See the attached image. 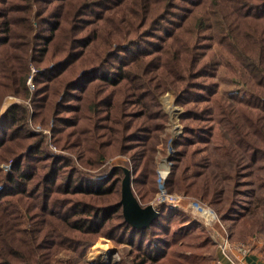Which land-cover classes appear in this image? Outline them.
Returning a JSON list of instances; mask_svg holds the SVG:
<instances>
[{"label": "trees", "instance_id": "1", "mask_svg": "<svg viewBox=\"0 0 264 264\" xmlns=\"http://www.w3.org/2000/svg\"><path fill=\"white\" fill-rule=\"evenodd\" d=\"M169 90L187 148L168 189L211 207L230 239L257 235L258 204L241 213L239 198L264 186V0H0V264H92L101 237L130 247L116 264H206L199 221L158 204L138 229L119 202L123 167L142 205L156 191Z\"/></svg>", "mask_w": 264, "mask_h": 264}, {"label": "rangeland", "instance_id": "2", "mask_svg": "<svg viewBox=\"0 0 264 264\" xmlns=\"http://www.w3.org/2000/svg\"><path fill=\"white\" fill-rule=\"evenodd\" d=\"M224 72H225V68L223 66H220L218 68L217 75H216V80L218 81V84H219V88L218 89H219L220 92H223L224 90L232 87V85H233V83L230 82L227 79V76L225 75ZM30 79L31 78H28L27 82H28V87L31 89L32 88V83H31ZM235 79H236V77H235ZM198 95H199V97H201L203 95V93L198 94ZM158 99H159V102L161 104L162 110L166 114V121L164 123V128H163L162 132L160 133V142L157 145L156 154H155V158H154V164H153V168H152L154 173H155L156 191L153 194L152 198L148 201V203H151V204L152 203L156 204L155 197H156L157 192H158L157 178H158L159 162L163 158H166V157L171 155L172 158H173V164H172L171 170H170V173H171V171L173 170V168L175 166V163H176L177 150H183V149L187 148V146H185L186 142L184 140H183L184 145L182 144V145H180L177 148L175 146V143L173 142V139L176 137L175 133H176V129L177 128H182V134H183V125H182V122H180L179 119H180L182 113L184 112V107L181 104H178L175 101V94L172 91H170V90L164 92L163 94H161ZM14 100H15L14 97H11V96L7 97L5 99V101H4L3 107H5L6 105L10 104ZM204 107H205L204 103L200 102V103H198L197 107L195 109H193V110L198 111L199 112L198 115L202 116V118L196 119V120H198V122H196L195 125L198 126V127H203V128L206 129L210 125V122L207 121L206 119H204V117H205V112H204L205 108ZM36 126L38 127V125H36ZM45 133H49L48 130ZM204 133H205V131H204V129H202V130L198 131L197 135L200 138V137H202L204 135ZM180 136L178 135L177 137L179 138ZM189 137H191V135H189ZM206 147L210 148V144H207ZM51 148L53 150H55V151L57 149L54 145H51ZM126 160H127L126 156L118 155V156L108 157L107 160H106V163L108 164V166L123 165V163ZM3 167H6V166L4 165ZM170 173L168 175H170ZM168 175L166 176V178L164 180V183H165L164 185H165L166 190L169 193L182 195L183 196L182 201H181L182 205L186 204L189 200L194 199V198H192L190 196H185V195H183L180 192L178 193L176 191H170L168 189V186L166 185V179H167ZM241 181H244V180H241ZM228 182L230 183V181H228ZM228 182L226 183L227 185H228ZM226 184H224L225 190H227V185ZM257 184H258V180L255 177V182L253 183L252 186L257 187ZM238 189L242 193L241 189L244 190L243 185L238 186ZM255 190H256V193L254 194V196L252 198H246L244 196L241 197L242 198L241 200L239 198L240 204H242L241 205V209H242V207H245V205L250 207L251 204H258L259 217H263V219H264V198H263L264 197V186H262L261 189L256 188ZM222 199L224 201H227V199H225V198H222ZM242 211H245V210L242 209L241 213H242ZM237 226L238 225H235L234 228H233V230H234L233 234H235L234 236L238 235L240 233V231H241L240 228H238L235 231ZM216 230H218V226H217ZM253 232L252 231H247V230L244 229L241 233L243 234L245 240H240V241L246 242V243H248L250 245H252L251 243H255L257 241H260V242H262L264 244V227L261 229L260 232H258L257 235H256V233L252 234ZM240 236L241 235H238V239H240ZM106 240H107L106 238L101 237V238H99L96 241V243H99V244H101L104 247V243H106L108 241V240L107 241ZM97 247L95 245V247L91 246L88 249L87 253L84 256L85 260L88 259V257L96 259L95 256L97 255V250H96ZM118 248H120V249L117 250V248L115 249V248L111 247L110 252H108V253H110V258H108L105 263H101V264H115V261H117L116 260V254L117 253H118L119 256H122V255L125 256V254L127 253V248L128 247L127 246H121V247H118ZM106 249H108V248H106ZM100 253H102V251ZM86 261H88V260H86ZM88 262H90V261H88Z\"/></svg>", "mask_w": 264, "mask_h": 264}, {"label": "built area", "instance_id": "3", "mask_svg": "<svg viewBox=\"0 0 264 264\" xmlns=\"http://www.w3.org/2000/svg\"><path fill=\"white\" fill-rule=\"evenodd\" d=\"M181 134L182 128H177L175 133L176 137L173 139V142L177 136H180ZM172 164L173 158L171 155L163 158L159 162L157 178L158 192L155 197L156 204L152 203V205H155L154 207H156L158 204H165L169 207H177L193 219L199 221L205 227L210 239L216 244L220 252L227 257L233 253L239 254L240 256L246 255L251 250V245L239 240L234 241L229 238L226 232L222 233L220 230H216V225H219L222 228L224 227L211 207L196 199L189 200L186 204L182 205V195L172 194L166 190L164 180L170 173ZM214 264L222 263L216 259Z\"/></svg>", "mask_w": 264, "mask_h": 264}, {"label": "crops", "instance_id": "4", "mask_svg": "<svg viewBox=\"0 0 264 264\" xmlns=\"http://www.w3.org/2000/svg\"><path fill=\"white\" fill-rule=\"evenodd\" d=\"M220 230L222 233L225 232V229L220 227L219 225L215 226V229ZM224 227V226H223ZM107 241V240H106ZM212 241V240H211ZM213 242V241H212ZM215 245L214 250H205V248H201L199 250L200 253H202V257L205 258L206 264H214V261L218 259L222 264H264V244L260 241H257L255 243H251V250L244 256H240L239 254H230L228 257L220 252V250L217 248L216 244L213 242ZM96 245V250H97V255L95 256L96 259L88 257V261L92 264H101L105 263L108 258H110V250L111 247L117 248L119 250L120 248L114 246L109 240L104 243V247L96 243L93 246L95 247ZM100 245V246H99ZM111 246V247H110ZM121 246H127V245H121ZM120 246V247H121ZM127 252H129V246H127ZM108 248V249H106ZM102 251V253H100ZM108 254H107V253ZM213 254V257H209V253ZM127 254V253H126ZM123 256V255H122ZM122 256H119L118 253L116 254V260L115 264L120 260ZM114 258V257H113Z\"/></svg>", "mask_w": 264, "mask_h": 264}, {"label": "water", "instance_id": "5", "mask_svg": "<svg viewBox=\"0 0 264 264\" xmlns=\"http://www.w3.org/2000/svg\"><path fill=\"white\" fill-rule=\"evenodd\" d=\"M123 171L119 201L123 217L134 228L147 227L158 217V210L151 203L142 205L138 201L132 191L130 171L127 167H123Z\"/></svg>", "mask_w": 264, "mask_h": 264}]
</instances>
